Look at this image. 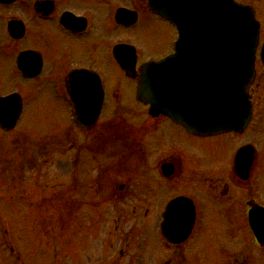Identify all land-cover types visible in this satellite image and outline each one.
Instances as JSON below:
<instances>
[{"label": "flooded vegetation", "instance_id": "af4514ba", "mask_svg": "<svg viewBox=\"0 0 264 264\" xmlns=\"http://www.w3.org/2000/svg\"><path fill=\"white\" fill-rule=\"evenodd\" d=\"M150 19L170 28L171 39L160 57L144 61L171 54L178 37L173 25L150 10L148 0L0 2V90L5 91L0 96H22L20 119L26 110L25 89L49 92L58 102L56 107L67 108L70 122L75 103L92 113L99 106L100 85L104 94L95 125L68 134L65 153L73 173L64 185L58 184L50 196H39L40 188L34 189L36 196L29 200L22 192L29 181L20 180L16 195L11 196L12 203L41 207L44 219L64 218L67 228L53 236L66 237L65 248L56 244L53 248L37 249L35 244L25 248L0 236V264L56 262L60 252L65 254L66 264H138L147 256L151 264L149 248L136 243L142 235L138 224L134 222L127 230L121 227L126 224L123 220H148L150 215L151 220L159 221L162 254L156 264H264V155L259 142L247 137L249 130L210 137L192 135L167 116H152L148 107L140 125L120 111L101 121L107 106L119 105L124 99V80L132 87L134 100L144 55L132 39H136L138 26ZM122 44L135 46V69H124L118 62L115 48ZM74 74L84 78H74ZM37 97L36 93L34 100ZM117 124H122L118 129L128 131L119 132L124 137L122 144L120 136L111 137ZM10 133L3 131L0 139L3 162L7 161L4 151L12 140ZM201 141L217 143L219 153H204ZM245 147V162L253 153L250 168L245 162L239 165L236 158ZM37 160L39 157L32 163L37 171L32 187H39L35 184L40 176L35 169ZM84 162L87 168H82ZM3 167L1 163L0 172ZM24 167L17 165V170L24 172ZM135 186L144 187V193H134ZM2 188L7 192L6 186ZM7 197L0 192V200ZM141 199L145 209L139 206ZM55 229L61 228L52 231ZM79 235L82 238L77 244Z\"/></svg>", "mask_w": 264, "mask_h": 264}, {"label": "water", "instance_id": "95a60500", "mask_svg": "<svg viewBox=\"0 0 264 264\" xmlns=\"http://www.w3.org/2000/svg\"><path fill=\"white\" fill-rule=\"evenodd\" d=\"M149 4L153 11L178 23L181 40L176 44V54L141 67L138 98L150 102L154 114L169 115L192 133L244 130L251 119L248 90L255 77L254 60L259 44V24L254 11L235 0H150ZM194 30L198 32L196 35ZM195 37L197 42L193 43ZM193 52L202 58L201 62L191 58ZM122 55L118 56L122 66L133 67V55ZM209 56L214 67L211 70L208 63H202L208 62ZM261 56L264 63V45ZM196 67L204 71L200 75L203 79L209 80L211 76L212 82L211 86L206 83L195 88L196 106H189L187 99L191 98L173 96L182 89L180 79ZM0 108V125L12 128L19 116L18 97L0 100ZM83 110L86 124H93L98 110L92 113Z\"/></svg>", "mask_w": 264, "mask_h": 264}, {"label": "rangeland", "instance_id": "374dc122", "mask_svg": "<svg viewBox=\"0 0 264 264\" xmlns=\"http://www.w3.org/2000/svg\"><path fill=\"white\" fill-rule=\"evenodd\" d=\"M241 2L252 5L258 10V18L262 22V29L264 32V0H241ZM136 35V39L132 40L139 44L141 54L144 55L142 57L155 58L160 57L162 51L167 50L168 40L171 39V29L156 19H150V21L145 20L140 26H138ZM125 82L127 81L124 80L121 86L124 99L119 105L115 106L111 104V106H107L102 115L101 121L109 119L110 116H113L119 111L121 116H125L124 118L131 123L140 125L145 121L143 116H139L143 115V112H145L143 106L138 105L137 102L133 100V94L130 93L132 87L129 89V85ZM0 91L2 94L5 93V91ZM22 93L24 94L25 99L29 100L26 113L22 118L19 127L22 132L20 129L15 130L10 133L9 137L13 140V138L20 133L23 137L21 136V139L18 141L16 139L13 141L11 140V142H9L10 139H8L9 143L6 146L7 151H4L6 152V155L4 156V153L2 155V157L4 156V158H7V161L3 162L0 159V164L3 163V169H5L0 172V192L5 194L6 192L3 190L2 186H6L7 193H10V195L14 192L16 193L19 181L28 180L29 183L25 184L22 192L29 198V200H32L36 196L33 192L34 189L41 188L43 190V193H41L42 190L40 189L41 195H47L50 192L52 193L53 188L58 189V184L64 185V181L68 180L70 172L72 171L73 173V167L70 170L68 162L69 156L65 153L66 139L70 136L68 134L72 133L71 128L73 123L68 119L67 108H63L64 106L60 107V105L59 107H56L58 102L53 97H50L49 92H30L25 89ZM36 93L38 97L34 100L33 97ZM252 94L256 117L247 137L250 139H256L259 142L260 154L264 155V69L262 66L258 69V78L252 88ZM115 118H118V116ZM118 125L121 126L122 124L116 125V128L113 130L114 132L111 133V137L118 139V136H120L121 139L119 138V144H122L121 141L124 138L123 134L128 131L125 128L118 129ZM122 130H126V132H123ZM119 132L123 134H120ZM1 133L0 130V134ZM200 143L202 148L206 150L203 151L204 153H219V145H217V143H213V145L206 144L202 141ZM116 147L121 146L116 144ZM223 147L226 146L223 145ZM51 148H55V150L50 151L49 149ZM111 150L114 149L112 148ZM225 150L226 148L221 151ZM36 156L39 157V160L35 161V165L36 163H39V166H36L35 169L40 171V177H38L40 181L38 180L39 182H36V184L38 183L41 187L31 186L32 181L36 179L35 176H37V171L35 172L34 169H32V163H34L33 160L37 158ZM21 158L24 159L23 162ZM17 165L19 168L24 165V170H27L23 173L19 172L20 170H17ZM87 166L88 163L84 162L82 168H87ZM262 175V179L264 180V172H262ZM256 179L260 180L259 173H257ZM142 186L145 185L142 184ZM49 189H51V191ZM139 190L144 193V187L139 186H135L133 192L140 193ZM141 200V205L139 206L142 209H145L147 206L146 202L144 203V199ZM5 201L9 202L7 203ZM11 201L12 199L9 196L0 201V206L2 207H0V210L3 213L2 217L8 222L9 238L15 245L20 247L24 246L26 248L27 246L35 244L37 249H43V246L44 248H48V246L53 248V245L56 244L65 248L63 246L66 245V237L63 236L64 238H58L53 236L58 235L63 229H55L52 231L54 227L53 223L55 224V222H53V220L42 218L45 216L43 214L44 210L41 207L32 208L25 202L13 201L12 203ZM37 212H40L41 214L38 216ZM125 213H127V211H124V216ZM129 214L130 213H128V215ZM44 220L46 223H41ZM122 222L126 223L124 226L121 225L125 230L132 228L131 225L134 222L138 224L137 227L138 229H141L140 232L142 235L140 236L141 241L137 239L136 243L145 244L149 248L147 255L151 253V264H156V262L160 260L162 254L160 250L161 240L158 226L159 221L151 220L150 215L148 220H132L128 223L123 220ZM56 223L58 222L56 221ZM63 223L64 224L61 228H67V221L64 220V218ZM1 229L2 232L0 233V236L2 237L4 225L0 221V230ZM50 231H52V233ZM105 237L106 236H104L103 239H106ZM81 238V235L77 237V244H80ZM58 254L60 257L56 262L53 259L42 262V264H66L65 254L63 252ZM147 257L143 258L144 260L139 261L138 264H149L150 259H147ZM126 260L127 259H124L123 263H125Z\"/></svg>", "mask_w": 264, "mask_h": 264}]
</instances>
